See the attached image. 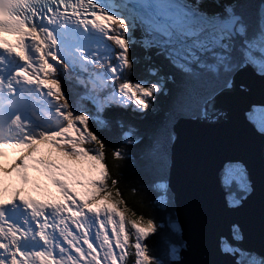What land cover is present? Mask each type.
Returning <instances> with one entry per match:
<instances>
[{"label":"snow or ice","instance_id":"obj_1","mask_svg":"<svg viewBox=\"0 0 264 264\" xmlns=\"http://www.w3.org/2000/svg\"><path fill=\"white\" fill-rule=\"evenodd\" d=\"M42 2L47 7L37 12L44 23L37 27L46 28L48 35L53 24L45 16L66 10L69 0ZM114 2L127 8V17L117 19L115 34L111 25L93 21L101 45L91 52L83 50L79 64L60 54L54 33L47 41L39 40L37 75H30L21 60L15 64L0 60V96L4 98L0 105L20 99L32 106V119L13 113L16 122L7 126L0 142L27 145L37 139L38 131L44 130L38 122L41 101L46 105L43 112L60 119L61 124L66 123L61 119L66 109L73 116L80 115L101 144L105 140L99 132L115 137L114 143H107L117 157L123 159L121 149H127V159L137 168L159 216L158 220L137 217L143 235L137 264H264V244L259 248L246 244L245 222L236 215L257 196L249 158L228 156L213 162L209 157L205 161L220 206L195 213L191 235L186 233L171 186L179 124L192 123L210 131L229 125L247 128L259 140L258 211L264 229V0ZM27 59L31 68L37 67L33 58ZM97 61L99 67L94 66ZM62 66L68 69L63 79H70L75 89L71 98L61 79ZM49 73L53 75L49 77ZM257 85L259 98H254ZM233 94L240 100L237 105L229 102ZM73 123L81 128L80 119ZM47 126L52 130L59 127L51 122ZM39 148L47 151L48 145ZM88 151L90 156L96 155L94 148ZM52 158L65 159L60 153H53ZM0 163L7 169L5 184L18 187L16 172L25 167L24 158L12 153ZM68 163L83 172L82 181L93 176L83 167L87 163L91 168L94 161ZM63 215L53 206L30 204L23 194L6 193L0 198V264H41L45 257L53 264H88L92 257L91 264L97 260L106 264L92 236L69 239V235L76 236V228L68 220L62 221L68 228L60 231ZM157 234L163 236L162 257L148 255L147 241ZM119 251L112 244L113 254ZM116 259L119 264L120 256Z\"/></svg>","mask_w":264,"mask_h":264},{"label":"rangeland","instance_id":"obj_2","mask_svg":"<svg viewBox=\"0 0 264 264\" xmlns=\"http://www.w3.org/2000/svg\"><path fill=\"white\" fill-rule=\"evenodd\" d=\"M121 15H124L123 18L127 17L128 15L127 8H121L117 5V7L113 11H111L105 17L97 18L95 22L96 24H103L107 26L108 22L121 18L122 17ZM95 27L96 25L92 23V29H94ZM99 39H100L99 30H93V37L88 43H85L83 46H79L76 50H73L70 47L67 48L68 50L61 48L60 49L58 48V50L61 55L65 56L66 59H70L71 61L79 64L83 59L82 56L83 50H88L90 52L92 47L101 45L98 42ZM97 50L100 49L98 48ZM37 70H38V65H37ZM42 102L44 103V101ZM44 107H46V105L40 103V109H39L40 113ZM41 115H42V120L46 123V126H44V130L42 131L44 134V138L39 141L36 139L31 140V142L27 145L21 143L20 148L17 149L16 151H13L10 146L6 147L4 146V144L2 145L0 144V160H2L6 155L12 153H15L16 155L24 158L25 167L23 169L17 170L16 172V176L18 178V185L20 186V182L23 183L22 185H25V187L20 188L21 190H24L25 188H27V186H29V185L26 186L28 182H25V180H28L29 182L34 181V183L32 184L38 186L39 188L40 185H45V183H47L49 188H51L52 195H54V193L57 192V190L54 189L55 181L57 182L60 181L59 183H63V184L64 182H66L65 185L66 188H63L64 189L63 191H66L67 195H71L72 193L74 194V196L80 198L81 200L84 199V197H82L83 196L82 193H84L86 196L88 195L87 197L89 198V203L84 205V208L88 209L85 210V216H86L85 219H82L84 215H81L82 218H79V220H74L76 223H72L70 219V224H72V227L76 228L78 232L79 230H82V232L84 233L83 234L84 237L89 236V234L95 235L97 237L96 239L97 241L95 240V243L99 247H101V254L105 256L106 264H109V262L110 264H116L117 259L112 252V244H115L114 240H118V239L121 240L122 233L120 231V225L117 216L118 211L116 207L113 204H111L110 201H108L105 197L100 195L97 190L98 187L97 185L102 175V167L94 162L91 164V168H90L89 165L85 163L83 167V171L88 175H93V176L88 178L87 181H82L80 177L83 176V172L79 171L74 166H70L68 161H71L73 162V164H75V162L83 161L85 159H88L90 161L93 160H91L89 157H86V155L83 152L82 154L81 153L79 154V158L69 157L60 147L62 143L66 144L68 142L73 143L79 141L73 122L70 120H65L63 116H61V119L66 121V123L61 124L60 119H57L56 117H51L44 112L41 113ZM49 122L59 125V127L56 130H52L47 126ZM41 144H47L48 150L41 151L39 148V145ZM53 153L62 154L65 158L64 161L53 159L52 158ZM6 171L7 169H5L3 164L0 163V172L5 174ZM85 183L87 184V187L84 186ZM60 196L63 195L61 194ZM76 208H80V207L77 206ZM99 208L101 209L103 208L102 209L103 212L102 210H98ZM91 210L96 212V215L94 216L93 219L88 218L86 214L87 211L90 212ZM92 221L95 222L97 227L93 225ZM85 223L92 224L94 226V230L88 233L86 227H84L83 225ZM135 224H136V229L138 231V238L141 239L143 235H142V230L139 227L140 221H136ZM77 225H79V227H77ZM67 226L65 225L63 229L64 231L68 228ZM76 237L77 236L75 237L69 236V239H76ZM79 238L81 237H77V239ZM85 243H87L86 239H85ZM88 246L90 247L91 245ZM137 249L139 255L140 252L142 251V247L140 243ZM93 251H95V249ZM91 260H95V257H92ZM91 260L88 262V264H91ZM65 264H67V262H65ZM95 264H100V262L97 260L95 261Z\"/></svg>","mask_w":264,"mask_h":264},{"label":"water","instance_id":"obj_3","mask_svg":"<svg viewBox=\"0 0 264 264\" xmlns=\"http://www.w3.org/2000/svg\"><path fill=\"white\" fill-rule=\"evenodd\" d=\"M253 97L259 98L258 85L253 89ZM233 105L240 103L233 94L229 97ZM178 142L174 149V164L171 186L177 194L181 219L186 225V233L191 235V224L195 213L204 209L219 208V197L211 185L210 173L205 161L211 157L220 162L228 156H245L252 163L257 181V196L245 209L236 215L245 222L246 244L259 248L264 244V229L258 211L261 191L262 170L257 157L258 138L240 126L210 131L192 123L177 126ZM190 261L191 257H186Z\"/></svg>","mask_w":264,"mask_h":264},{"label":"trees","instance_id":"obj_4","mask_svg":"<svg viewBox=\"0 0 264 264\" xmlns=\"http://www.w3.org/2000/svg\"><path fill=\"white\" fill-rule=\"evenodd\" d=\"M125 11V10H124ZM123 17V15H121ZM115 34L117 22H109ZM122 43V42H121ZM89 63L91 59L89 56ZM95 67H99V61L96 62ZM63 67L61 79L63 80L65 92L71 98V90L74 92L72 81L64 80L63 75L68 71L66 66ZM49 77L53 73L48 74ZM65 120L73 122L75 119H80L81 128L74 125L75 131L79 141L73 143L61 144V149L66 155L73 158H79L82 152L102 167V175L98 184V192L118 209L119 225L122 233V240H114L116 248L120 251L116 254L120 256L119 264H137L138 261V246L139 238L135 222L138 221V216L145 218H152L158 220V214L153 210V206L149 202L148 195L145 193L143 187V179L137 172V168L132 161L127 159V149L122 148L121 151L124 158L117 157L108 143H114L115 137L106 132H99L98 135L105 140L104 144L89 130L90 125H85L86 118L80 115L73 116L70 112L65 110L61 114ZM108 142V143H107ZM95 149L96 155L90 156L89 149ZM70 149L71 151H65ZM143 239V237L141 238ZM148 255L153 257H162L164 255V245L162 234H157L147 241ZM118 264V261L116 262Z\"/></svg>","mask_w":264,"mask_h":264},{"label":"bare ground","instance_id":"obj_5","mask_svg":"<svg viewBox=\"0 0 264 264\" xmlns=\"http://www.w3.org/2000/svg\"><path fill=\"white\" fill-rule=\"evenodd\" d=\"M119 6V5H118ZM117 7V4H113L112 6H111V8H110V10H109V12L108 13H110L111 11H113L115 8ZM33 31H34V33H35V35L33 36V37H31V36H29L30 35V32L29 31H26V30H22V34L21 35H19V38H16L20 43H19V45H18V47H16V48H14V47H11V46H9V44L12 42V40L11 39H6V44L5 45H3V47H4V50L7 52V54L8 55H14V54H16V53H18V54H20L21 52H22V55H23V57H24V61H23V66L24 67H28L29 68V74L30 75H35V73H36V71H37V67L36 68H31L30 66H29V64H28V59H27V57H31V58H33V60H34V63H36V65H37V60H38V55H37V53H36V51H37V48H39L37 45H40L39 44V40H41V39H44L45 41H47V40H49L50 38H51V34H52V32L51 33H49L48 35H46V33H47V31L45 30V29H42V28H35V29H33ZM54 39H55V42H56V48L58 49H63V46H61L60 45V43H59V39L57 38V36L56 35H54ZM22 44H26L27 46H28V50L25 52L24 50H22ZM76 48L77 46L75 45H71L70 46V48ZM25 54H27V56L25 55ZM37 56H36V55ZM33 110H35V109H33ZM41 113H43V110L41 111ZM41 113H40V116H39V123H41L42 125H44V126H46V123L42 120V115H41ZM44 138V134H43V132L42 131H38V138L36 139V140H42ZM2 143H5V144H14V143H6V142H2ZM17 143H15L14 145H16ZM41 172H43V171H41ZM39 174H41V173H39ZM23 179V178H22ZM33 180V179H32ZM31 180V181H32ZM36 180V179H35ZM25 182H28L27 184H26V186L27 185H29L30 187H32V183H34V181L33 182H29L28 180H25ZM43 182V181H42ZM60 181H58V183H59ZM36 183V182H35ZM23 183H21L20 182V186H18L19 188H23V187H25V185H22ZM66 182H64V184L63 183H59V184H57L56 186H55V190H60V191H63L64 189L63 188H66ZM80 188H82V187H80ZM40 190H43L45 193H50L51 194V196H52V199H59V198H62V197H64V195L65 194H62L63 196H57V195H52V193H51V188H49V186L47 185V183H45V185H40ZM80 190V189H79ZM26 191H27V189H26ZM84 191V190H83ZM16 195H18V194H16ZM82 197H84V199L83 200H81L80 198H79V203H77V201H76V205L78 206V207H80L79 209H80V211L81 210H83L84 212H85V210H88V209H85L84 208V205H86V204H88L89 203V198L84 194V193H82ZM92 199V198H91ZM103 209V208H102ZM101 208H99L98 210H102ZM98 210H96V211H98ZM102 212H103V210H102ZM98 213V212H97ZM86 214H87V217L88 218H94V216L96 215V212L95 211H93V210H91L90 212L89 211H87L86 212ZM101 215V214H100ZM86 217V216H85ZM103 217V216H102ZM79 218V217H78ZM83 219V218H82ZM85 219V218H84ZM93 222V225L95 226V227H97L96 226V224H95V222L94 221H92ZM82 223H83V221H82ZM84 225V227H86V229H87V232L89 233V232H91V231H93L94 230V226L92 225V224H88V223H85V224H83ZM89 227V228H88ZM97 229V228H96ZM90 230V231H89ZM101 233H102V231H101ZM81 234H84L83 232H82V230H79V232L76 230V236L77 237H81ZM98 235V234H97ZM70 236V235H69ZM84 236V235H83ZM89 236H92L93 237V239H94V241L97 239V237L95 236V235H90L89 234ZM77 237H76V239H77ZM101 237V236H100ZM97 241V240H96ZM101 248V247H100Z\"/></svg>","mask_w":264,"mask_h":264}]
</instances>
